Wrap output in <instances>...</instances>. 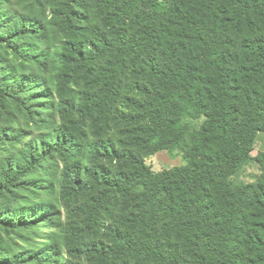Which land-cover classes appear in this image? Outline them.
Instances as JSON below:
<instances>
[{
  "label": "trees",
  "instance_id": "obj_1",
  "mask_svg": "<svg viewBox=\"0 0 264 264\" xmlns=\"http://www.w3.org/2000/svg\"><path fill=\"white\" fill-rule=\"evenodd\" d=\"M191 1L211 18L228 5L234 28L264 19V0ZM99 2L115 19L129 18L134 33L87 26L83 0H0V264H82L83 255L99 264H264V173L255 184L229 180L264 132L258 93L232 87L230 60L213 57L216 42L179 8L167 12L165 0ZM47 7L55 27L71 32L61 46ZM186 25L188 43L172 32ZM260 43L245 45L259 61L255 75L264 70ZM59 67L72 74L70 91L80 79L88 86L57 101ZM249 77L258 84L260 76ZM59 108L74 115L79 136L58 121ZM200 117L188 164L153 172L134 151L184 146L183 120ZM112 126L127 139L111 138ZM64 160L74 161L64 170L85 198L83 230L68 240L57 204ZM250 210L257 221L248 229Z\"/></svg>",
  "mask_w": 264,
  "mask_h": 264
},
{
  "label": "rangeland",
  "instance_id": "obj_2",
  "mask_svg": "<svg viewBox=\"0 0 264 264\" xmlns=\"http://www.w3.org/2000/svg\"><path fill=\"white\" fill-rule=\"evenodd\" d=\"M100 0H83V5L86 10L87 16V26H98L101 30L109 33L111 29L120 28L125 31L127 34H133L134 31L129 27V18L126 22L119 21L115 19L112 15V9L104 11L99 7ZM166 11L175 6L183 13H187L192 22L198 23L201 26V32L203 35H210L212 39L216 42V45L213 49V57L220 59L225 58L230 60L229 65V76H231V84L237 86L239 90L255 91L260 97V102L264 108V70L260 71L257 75L256 69L258 66V59L256 57H251L249 51L246 49L245 45H249L252 42L261 41V50L264 51V19L258 24H247V22H242L239 28H234L230 23L229 17L231 16V9L228 5L224 6L222 12L218 13L215 18H211L208 14V11L204 8L197 11L193 1H177V0H165ZM51 7L46 8L45 16L46 20L50 24V30L52 36L55 38L54 42L57 46H61V43L64 39L71 38V32H66L62 28L59 30L55 27L56 19L52 16ZM191 25H186L185 28L174 29L172 32L174 35L179 38L180 35H187L185 40L190 36ZM185 32V33H184ZM79 37V36H78ZM88 37V32H87ZM176 42L185 43L188 40L175 39ZM244 45V46H243ZM186 62L183 61V66L186 68ZM197 69V68H196ZM199 76H205L199 72ZM53 76H60L57 79L54 77V97L57 101H65L68 96L73 94L77 89L86 88L87 82L85 79H80L78 85H71V91L68 89V76H72L68 68L59 67L56 70V73ZM208 76V74H207ZM249 76H260L258 79V84L256 85ZM200 87L204 88V85L200 83ZM58 109V121L64 123L68 126L77 136L78 132L74 129V115L67 114L65 109ZM204 117L199 119L195 118H185L183 120V126L187 128V135L184 140V146H173L169 149H161L151 152L152 147L149 145H140L134 149V151L139 155L146 166L153 171L159 172L164 169H169L173 166L186 165L189 162V156H192L191 150L193 148L199 147L200 138V126ZM91 121H87V128L90 133V139L93 141L98 137V134L95 131V128L91 127ZM109 136L111 138H120L127 139L121 132V130L116 129L114 126L111 127L109 131ZM195 134V135H194ZM192 135H194L195 140L193 141ZM217 150V147H213L212 151ZM208 151V149H207ZM264 152V132L260 131L257 133L255 140L251 148L252 159L247 163L239 167L229 178V180L235 184H255L260 180L264 173V162L259 158V154ZM195 156H193V160ZM67 160V159H66ZM62 161L61 166L63 169V175L60 176L58 184V199L57 204L61 210L62 221L64 225V230L66 233V239L68 240L73 236L75 232L83 230V216L80 213V205L84 201V197L78 192L75 193L71 183H68V178L64 170L65 167H70L74 161ZM66 161V162H65ZM113 210V213L106 215V223L112 224L116 220V216L122 210V204L116 205V207L110 208ZM251 214H247L246 217L248 220V226L250 224H255L257 221L256 214L253 210H250ZM254 212V213H253ZM114 219V220H113ZM247 226V227H248ZM252 228V225L248 229ZM74 232V233H73ZM82 240L78 246L81 247L82 241L89 240L88 235L86 237H81ZM98 241V237L95 238ZM99 240H105L104 235L99 236ZM65 244V243H64ZM66 248V247H65ZM64 256L68 257V252L64 249ZM242 252L245 256H251V248L244 247ZM82 264H99L92 259H89L87 256L83 255L80 258ZM101 264V263H100Z\"/></svg>",
  "mask_w": 264,
  "mask_h": 264
}]
</instances>
